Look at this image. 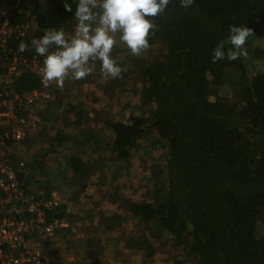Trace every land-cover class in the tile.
I'll use <instances>...</instances> for the list:
<instances>
[{
    "label": "trees",
    "instance_id": "trees-1",
    "mask_svg": "<svg viewBox=\"0 0 264 264\" xmlns=\"http://www.w3.org/2000/svg\"><path fill=\"white\" fill-rule=\"evenodd\" d=\"M28 1L0 4L12 8L19 22L35 23L19 41L18 52L46 66L44 61L55 51L52 34L67 33L87 17L84 0ZM102 1L105 9L98 10L97 3L89 17L93 14L102 23L109 15L106 24L116 33L114 41L105 40L112 46L100 51L101 57L131 55L142 77L141 102L151 107L149 116L135 107L127 121L104 123L111 133L107 148L118 164L129 159L146 133L155 137L153 144L166 143L163 168L151 173V199L127 202V213L157 235L167 232L175 247L196 257L195 264H264V236L257 235L258 216L264 210V72L252 73L244 60L264 31V0ZM156 45L161 46V57L143 63L134 55ZM98 52L81 50L70 59L86 61L91 69L99 61ZM124 62L111 64L110 72L121 78L118 69ZM225 85L231 86L232 100L222 94ZM42 88L38 73L23 70L15 79L19 94ZM70 110L81 118L82 109L75 105ZM71 125V136L56 133L50 150L63 156L59 164L74 174L90 175L95 161L87 156L104 143L79 120ZM13 143L7 140L2 150ZM47 153L38 150L21 161L22 166L3 155L14 162L26 193L39 186L36 172L48 177ZM116 163L107 172L115 180L121 175ZM51 196L45 191L42 197ZM4 198L0 190V201ZM56 208L50 215L64 218L65 205Z\"/></svg>",
    "mask_w": 264,
    "mask_h": 264
},
{
    "label": "rangeland",
    "instance_id": "rangeland-1",
    "mask_svg": "<svg viewBox=\"0 0 264 264\" xmlns=\"http://www.w3.org/2000/svg\"><path fill=\"white\" fill-rule=\"evenodd\" d=\"M97 3L98 10L105 9L102 0H84L85 20L71 25L67 33L52 34L55 51L50 54V60L44 61L46 66L42 74L43 89L49 96L32 110L39 115V121L24 139L14 142L12 148L1 149L0 154L15 159V162H24L38 150L48 151L45 165L48 177L36 172L35 179L40 182L32 192L43 196L49 191L50 196L59 197L65 205L63 219L67 225L59 228L45 245V264H195L196 257L187 256L182 246L175 247L167 232L157 235L152 229L142 227L126 211L127 202L151 199V173L163 168L166 143L162 140V143L153 144L155 137L146 133L131 150L129 159L118 164L107 148L111 133L104 123L127 121L135 107L149 116L151 107L141 102L142 77L138 72L139 65L132 64V56L124 52L116 56L119 60L101 57L105 47L112 46L105 40L114 41L116 32L106 24L109 15H105L102 23L93 14L89 17ZM28 24L30 31L35 23L30 21ZM117 42L120 41L116 39ZM81 50L99 51L98 65L91 64L89 75L84 74L83 61L70 59ZM159 54L160 45L144 53H134L143 63L161 57ZM244 60L252 73L264 72V31L255 39L251 50L245 52ZM118 61H126L118 69L121 78L110 72L111 64ZM229 85L223 86L221 91L232 100ZM75 105L83 111L79 119L70 110V106ZM74 120H79L83 128L94 129L104 143L100 151L87 156L95 162L91 165V174L83 177L59 164L63 156L54 155L50 150L56 133L72 134ZM66 145L65 148L70 149L71 146ZM82 158L86 160V155ZM112 162L121 173L117 180L107 176L108 171L115 169ZM45 180L47 190L42 187ZM103 224L107 227L101 228ZM257 235L264 236V210L258 216Z\"/></svg>",
    "mask_w": 264,
    "mask_h": 264
},
{
    "label": "built area",
    "instance_id": "built-area-1",
    "mask_svg": "<svg viewBox=\"0 0 264 264\" xmlns=\"http://www.w3.org/2000/svg\"><path fill=\"white\" fill-rule=\"evenodd\" d=\"M11 9L0 6V150L7 140L25 138L39 121L33 108L49 96L43 88L23 94L14 89L23 70L42 75L45 65L18 52L22 48L19 41L29 35V24L16 20ZM13 167L11 159L0 154V190L5 194L0 201V264H45L46 242L67 225L63 218L50 215L62 203L55 195L43 198L36 192L26 193Z\"/></svg>",
    "mask_w": 264,
    "mask_h": 264
},
{
    "label": "crops",
    "instance_id": "crops-1",
    "mask_svg": "<svg viewBox=\"0 0 264 264\" xmlns=\"http://www.w3.org/2000/svg\"><path fill=\"white\" fill-rule=\"evenodd\" d=\"M87 63H88V62L84 61L83 65H82L83 68L86 66V69H84L85 72H86L87 70H90V68L88 67ZM101 228H103V227L101 226Z\"/></svg>",
    "mask_w": 264,
    "mask_h": 264
}]
</instances>
